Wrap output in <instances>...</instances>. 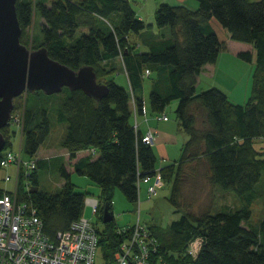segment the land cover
Masks as SVG:
<instances>
[{"label":"trees","instance_id":"1","mask_svg":"<svg viewBox=\"0 0 264 264\" xmlns=\"http://www.w3.org/2000/svg\"><path fill=\"white\" fill-rule=\"evenodd\" d=\"M198 2L197 9L160 3L156 10L160 33H156L130 0H17L23 33L36 13L43 18L40 42L34 48L45 45L53 58L73 68L92 65L99 80L109 85V94L100 100L69 87L54 94L26 93L22 136L27 155H36L50 135L52 110L58 121L67 123L62 146L68 153L38 157L30 176H20L16 191L19 201L36 208L52 238L84 215L86 195L76 190L72 173L97 183L111 209L116 187L137 203L140 180L156 174L153 145L135 126L137 114L145 112L144 85L149 78L151 110L162 113L178 100L176 117L189 136L181 157L158 169L163 180L172 182L168 199L181 215L166 228L147 226L158 241L153 264H264V216L257 224L250 222L253 204L264 199V147L257 146V141L264 142V0ZM213 21L255 50L252 90L244 104L233 102L215 86L198 90L202 68L216 62L225 48ZM81 28L86 30L78 34ZM23 33L21 40L27 44ZM118 56L130 87L114 79L118 70L109 62ZM239 56L252 60L253 53L240 51ZM2 130L8 146V126ZM2 157L0 151V196L6 191L1 185ZM54 158L62 160L56 166L63 178L61 189H30L40 184L39 167ZM200 175L215 189L233 191L240 206L224 203L214 209L211 203L199 212L193 210L185 184ZM113 220L106 223L108 230L98 229L104 264H112L115 251L133 228H118ZM198 238L202 242L194 255L190 247Z\"/></svg>","mask_w":264,"mask_h":264},{"label":"rangeland","instance_id":"2","mask_svg":"<svg viewBox=\"0 0 264 264\" xmlns=\"http://www.w3.org/2000/svg\"><path fill=\"white\" fill-rule=\"evenodd\" d=\"M51 1L52 0H47V2ZM130 2L138 13L140 12V10L143 12V19L147 22L148 28L153 30H157L156 10L160 3H168L171 5L183 4L192 9H197L199 7L198 0H130ZM42 22L43 18L36 13L32 25L29 26L23 33L24 40L32 48L36 47L38 45V42H40ZM84 30L86 29H79L78 34H80ZM233 41L236 43H243L234 39ZM223 42L225 43V41ZM231 46V51L226 49L221 53L218 59L219 62L217 64L219 69L223 73L225 80H220L219 78L214 79L210 76H203V81H201V83L199 84L198 90L201 91L215 86L224 90L233 102L244 104L247 102L252 90V78L256 65V53L255 50H253L254 55L252 60H246L233 53L234 50L236 52V48L239 47V44H232ZM111 66L113 67L114 65ZM114 67H116V70L119 69V71H121L119 66ZM105 78H107V75H105L102 79L104 80ZM150 90L151 80L149 78H146L144 97H146L148 100ZM25 101L26 93L17 97L15 99V108L12 113L15 117H18L21 120L20 126L22 127ZM177 106L178 100H174L167 106L165 111L169 115L170 121H166L164 122V124H169V126L171 125V127L174 125V123H176L177 125L178 120L175 111ZM55 113V110H52L50 115L52 123L51 133L41 145L37 154L34 156H29L25 153V151H23L24 158H50L56 156H63L68 153L67 149L62 146V140L66 133L67 123L58 121L56 119ZM7 126L9 129L10 140V144L7 147H11L14 151H18L21 146V128L17 124L13 123L8 124ZM177 131V142H174L173 144L163 145L156 144L155 146H153L157 156V170L161 168L163 164H166L168 161H173L181 157L182 147L184 144L183 140H187L189 136L184 130ZM261 145H263L264 147V142L262 143L260 141H257V146L260 147ZM61 161L62 160L60 158H54L51 159L48 164L40 166V184L37 187L31 185L30 189L37 188L44 189L47 191L60 190L62 187L63 178L57 170L56 166ZM7 174L12 175L11 180H4V177ZM1 176L2 187L6 190L13 191L16 187V166L12 165L8 168L3 167L1 169ZM153 180V177H150L149 179L142 178L140 180L141 187L139 190V201L137 203L130 201L125 196L124 192L121 190L120 187H116L114 189L111 204L114 212L113 222L115 226L117 225L118 228L126 226L129 227L134 226L136 223L140 222V224L144 226H151L157 224L163 228H166L172 220L180 217L181 213L175 212V207L171 204L170 200L168 199L171 191L172 182H168L165 180L161 181L157 193L152 197H149V194L147 192V186L152 183ZM72 181L75 184L76 190L83 192L86 195L84 216L90 219L99 230H108L107 224L104 223L102 219L101 210L105 204V200L103 199L101 187L97 183L92 181L87 175L79 174L77 172L72 173ZM262 182L264 185V176ZM185 196L188 202H192L195 205V207H193V210L198 212L201 210L202 207H208V205H210L211 203L213 204L214 209H217L224 203L230 204L231 206H240V201L233 191L229 190L227 191V193H225L217 188L215 189L214 187L209 185V182L203 175H200L196 178L190 177L189 179H187V182L185 184ZM88 197H94L100 200V213L93 214L92 206L87 202ZM252 211L253 213L250 222L252 224H257L259 220L264 216V199L256 201L253 204ZM198 242H202L201 239L198 240ZM192 246L193 245H191L190 249H195ZM190 252L195 255L194 250H191ZM104 263L105 257L102 248H100L97 254L96 264Z\"/></svg>","mask_w":264,"mask_h":264},{"label":"built area","instance_id":"3","mask_svg":"<svg viewBox=\"0 0 264 264\" xmlns=\"http://www.w3.org/2000/svg\"><path fill=\"white\" fill-rule=\"evenodd\" d=\"M149 74L150 70L146 69V75ZM158 118L168 119V114L162 113ZM10 123L20 126L21 120L12 114ZM135 126H138L137 120ZM20 128V149L14 151L5 146L2 150L1 166L8 168L15 165L17 176L15 189L6 190L0 196V264H96L100 238L97 226L90 219L83 215L68 230L60 231L52 238L46 233L43 219L36 208L26 201L18 200L16 191L20 176L29 177L37 167L36 159L23 157V127ZM155 137L156 132L152 129L145 135L150 144L155 141ZM153 177V183L148 187L150 197L157 193L163 181L159 170ZM11 179L10 174L4 177L6 181ZM88 203L92 206L93 214H97L99 200L89 197ZM198 240L191 244L195 249L190 251L194 250L195 255L201 246ZM157 249V238L147 226L138 222L115 251L112 264H153V255Z\"/></svg>","mask_w":264,"mask_h":264},{"label":"water","instance_id":"4","mask_svg":"<svg viewBox=\"0 0 264 264\" xmlns=\"http://www.w3.org/2000/svg\"><path fill=\"white\" fill-rule=\"evenodd\" d=\"M22 33L17 0H0V151L7 145L2 129L9 124L20 95L37 90L54 94L64 87L82 89L97 100L109 94V85L99 80L94 66L73 68L53 58L45 45L32 48L22 42ZM102 219L104 223L114 219L108 203Z\"/></svg>","mask_w":264,"mask_h":264},{"label":"crops","instance_id":"5","mask_svg":"<svg viewBox=\"0 0 264 264\" xmlns=\"http://www.w3.org/2000/svg\"><path fill=\"white\" fill-rule=\"evenodd\" d=\"M137 15L140 16L141 18H143V12L140 10V12L138 13L136 11ZM212 26L214 27V29L216 30L219 38L221 41H225V48L221 51V53L224 50H229L231 51V45L232 44H239V47L236 48V52L235 50L233 51V53H235L237 56H239V52L240 51H245V50H250L253 55H254V49L251 43L248 42H243V43H236L233 41V38H231L230 33L223 28L218 22L213 21L212 22ZM168 29L164 28L163 31L164 33L166 32L168 34ZM225 30V31H223ZM156 33H160V29L157 28V30H154ZM235 40V39H234ZM139 45V44H138ZM142 45V44H141ZM141 45H139L140 47H142ZM244 47V48H242ZM220 53V55H221ZM219 55V57H220ZM218 57V59H219ZM218 60L214 63H207L201 70L199 76H198V86L201 83V81H203V76H210L212 78H219L220 80H225V77L223 75V73L221 72V70L218 67ZM110 64L114 65V66H119L120 70L122 71H118L115 73L114 75V79L121 85L125 86V87H130V82L126 73V69L124 67V63L122 60L121 56H118L114 59H112L110 62ZM118 63V65H117ZM112 76V75H111ZM144 95H145V85H144ZM145 99V107L146 110L144 113H138L136 116V120L138 122V126L140 128V130L146 135L148 133L149 130H153L156 132V137H155V141L152 143L153 146H155L156 144L158 145H163V144H173L174 142H177V137H178V131L177 130H182L179 122L174 123V125L171 127V125L169 126V124H164V122L166 121H170V117L168 115V119H160L158 118V116L162 113H166V108L164 110V112L162 113H157L151 110L150 107V101L144 97ZM134 106V105H133ZM135 107V106H134ZM183 131V130H182ZM184 143L186 142V140H183ZM66 149V148H65ZM68 152V151H67ZM172 160L168 161L167 163L171 162ZM166 163V164H167ZM165 165V164H163ZM162 167V166H161ZM148 179L150 177H147ZM153 183V182H152ZM150 183V184H152ZM149 184V185H150ZM139 189L141 187V181L139 182ZM147 186V192H148V187ZM150 197V196H149ZM88 202V201H87Z\"/></svg>","mask_w":264,"mask_h":264},{"label":"bare ground","instance_id":"6","mask_svg":"<svg viewBox=\"0 0 264 264\" xmlns=\"http://www.w3.org/2000/svg\"><path fill=\"white\" fill-rule=\"evenodd\" d=\"M89 198V197H88ZM88 198H87V201H88ZM91 198H94V197H91ZM97 199V198H96ZM86 201V200H85ZM99 208V207H98ZM102 218H103V213H102Z\"/></svg>","mask_w":264,"mask_h":264}]
</instances>
